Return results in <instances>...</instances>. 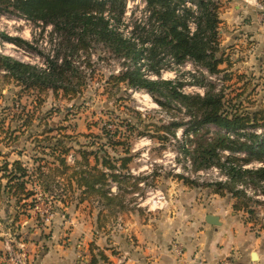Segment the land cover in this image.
Here are the masks:
<instances>
[{
  "label": "trees",
  "instance_id": "16d2710c",
  "mask_svg": "<svg viewBox=\"0 0 264 264\" xmlns=\"http://www.w3.org/2000/svg\"><path fill=\"white\" fill-rule=\"evenodd\" d=\"M145 2L144 18L136 20L131 34L127 35L121 26L128 0H0V16L24 17L43 29L52 27V49L46 56L44 67L0 53L2 82L13 85L10 91L13 89L16 95L13 101L18 110L12 118L22 121L7 132L9 136L6 137L17 140L25 133L31 137L57 131V126L50 125L52 110L38 116L35 112L44 104L48 93L56 99L68 101L83 96L89 86V77L95 71L93 57L96 47L103 45L122 65L118 73L107 78L106 89L110 96L122 85L126 90H144L162 109L168 113L177 111L180 116L168 123L158 125L154 122L147 126L146 114L132 109L138 116L137 122L132 116L122 117L119 121L110 118L99 126L97 134H81L90 140L78 149L70 145L72 138L76 139L73 134L61 130L60 138L50 136L46 137V142L38 141L33 150L37 148L55 155L51 162L57 163L48 171L43 167L48 166L49 160L35 169L45 191L57 196V177L60 176L65 181L61 183L60 180L64 185L60 187L62 203L72 200L76 185L85 194L81 199L97 196L108 205L119 204L120 191L123 196L137 188L130 171V164L138 155L132 152L131 144L135 126L140 124L143 128L138 130L139 136L157 138L162 143L169 140V135L179 139L178 133L182 129L181 155L192 161L194 172L218 167L227 179L209 182V186L214 187L216 194L231 195L235 199L234 210L246 211L250 214L247 220L252 222L256 214L252 203L263 204L257 197L264 198V108L245 107L238 99L239 94L228 98L224 89H218L213 80L207 79V73L212 76L222 72L220 65L227 60L219 36L220 3L217 0ZM191 19L196 22L193 34L189 27ZM3 37L20 46L33 48L32 41L5 34ZM188 61L200 69L202 77L195 79V83L204 88L203 94L187 93L182 89L183 82L163 78V71L176 70V66ZM15 87L21 90L16 92ZM22 94L34 97L32 110L22 105ZM5 97L3 87H0V98ZM123 99V95L115 98L116 102ZM35 118H41L47 126L41 133L31 130V126L36 125ZM39 125L41 123L37 127ZM210 125L217 129L211 132ZM150 126L154 130L147 128ZM70 155L74 157L72 162L69 161ZM0 156L5 157L2 152ZM35 159L41 162L45 158ZM30 176V169L24 161L7 158L0 161V179L7 178L6 183L0 184V195L7 197L9 206L12 198L21 206L23 200L36 194L27 186ZM178 177L186 183L198 181L183 174ZM113 185L118 186V192H112ZM36 202L33 198L30 203L22 205L34 207ZM18 217L17 212L15 221ZM100 260L108 261L103 252L93 256L91 264Z\"/></svg>",
  "mask_w": 264,
  "mask_h": 264
},
{
  "label": "rangeland",
  "instance_id": "374dc122",
  "mask_svg": "<svg viewBox=\"0 0 264 264\" xmlns=\"http://www.w3.org/2000/svg\"><path fill=\"white\" fill-rule=\"evenodd\" d=\"M217 1H219L220 7H223L233 0ZM144 16V2L142 0H128L127 11L121 26L122 31L127 35L131 34L130 32L134 22L140 18H144ZM235 30L236 29L228 27L224 30V27L221 26V24L219 25L221 48L227 60L220 65V68L223 69L222 72L212 76L207 73V79L213 80L217 84L218 89H224L228 98H232L239 94L238 99L243 101L245 107L257 109L262 106V108H264L263 70H251L240 66V63L243 61L246 62V57L253 53L251 50L253 41L239 36L238 33L236 36H233V34L236 33ZM225 33L226 36L224 35ZM4 34L32 41L33 48L20 46L12 41H8L3 37ZM51 39V26H47L43 29L42 26L34 24L24 17L0 16L1 54L44 67L46 64V56L52 49L50 43ZM241 39L243 41H241ZM224 40H227V43H223ZM96 49L93 57V69H95V71L93 76L89 77V86L85 90L84 95L68 101L56 99L52 93H48L44 97V104L35 112L36 116H38V114H45L48 110H52L53 117L51 116L50 122L53 126L59 128L49 135H43V141H48L46 137L50 136H58L60 138L61 130L62 132L73 134L72 137L76 139L72 138V143H70V145L74 146V149H78L82 145L87 144L90 140L88 137L81 134H88L90 132H95L97 134L100 132L99 126L110 118H115L119 121L122 117L132 116L134 117V122H137L138 116L132 109H137L146 114L147 117H145V119L146 123H148L147 126L154 122L158 123V125L168 123L174 117L180 116V113H177V111L168 113V111L162 109L147 92L126 90L124 85L118 90L114 89V94L110 96V94L107 93L106 81L110 74L118 73L122 68L121 61L110 52H107V50L103 48V45L97 46ZM175 68L177 69L175 70L173 68L163 71V78L183 82L182 89L187 93H204V88L195 83V79H201L202 77L198 67L191 61H188L184 65L180 67L176 66ZM2 80L4 79H2L0 74V87H3V94L6 96L5 98H0V121L2 123L0 126V152L6 157L9 156L8 152L10 150H16L14 144L18 139L22 141L29 136V133L19 135L20 138L17 140L14 138L7 139L6 136H9L7 132L11 131L12 128L15 129L22 121L12 118L14 113L18 110L17 105L14 106L13 101L16 99V95L13 94V89L10 91V88L14 86L2 82ZM242 89L244 91H242ZM14 90L17 92L21 89L20 87H15ZM122 95L125 99H123L122 102H116L115 98L121 97ZM33 99L34 97L31 94H22L20 97L22 105H27V108L30 110H32L35 105L32 103ZM41 120V118H35L34 124L36 125L31 126L33 133H41L42 130L47 128V126L44 125L45 121ZM39 123H41V125L37 127ZM147 128H149V130H154L153 126ZM209 128L211 132L217 129L214 125H210ZM138 130H143L140 124L139 126H135V132L132 135V152L134 154L138 153V155L135 156L132 167L143 168L145 170L143 175L140 173L139 178L146 183V186L158 187L168 195L165 189L166 185L172 187L175 184V187H179L180 185L178 184L183 182L191 188H203L204 190H211L212 193L215 192L214 187L208 184L209 182L218 180V175L215 171L211 168L198 174H196L194 170L191 172V169L187 166L190 160L181 155L180 144L184 139L182 136V129L178 133L179 139L169 135V140L163 143L157 138L139 136ZM23 142L24 141H22V143ZM72 152L75 153V151ZM30 154H32V152H30ZM5 157L0 156V161ZM190 163L192 164V161ZM181 174L198 181L186 183L178 177ZM133 177L136 176L133 175ZM60 180L61 183H65L62 179ZM130 181L132 182V180ZM61 183L60 187H64ZM60 192H62L61 189ZM142 193L145 199V192L143 191ZM228 196L231 197V195ZM257 198L263 202V204L252 203L254 210H256V214L252 217V223L255 229L262 231L264 230V198L261 196ZM37 201L42 212H38L35 208L36 205L32 207L21 204L20 206L14 201L12 205L15 213L10 215L11 218L9 221L7 220L4 224L0 225V231H3L5 227L9 230V235L3 234L0 236L4 241V245L7 239L11 240L12 247L16 251L25 254L24 264H36L37 261L42 259L44 253L48 249L53 248L54 245L61 244L67 246L70 245V243L73 244L69 239L72 238V228L75 226L71 221L65 222L66 215L64 213L66 211L63 210L62 206L60 207V214L54 217L56 209L51 202L48 203L47 199ZM30 209H34L32 215L33 219H27L26 221L29 222L27 226L21 227L22 224L17 223V221L22 218L24 219V214H28V210ZM2 211H0V219H3V217L6 218ZM17 212L19 213V217L18 220L15 221L14 217ZM242 212L246 214L247 218L250 217V214L246 211ZM21 237H23V240H20ZM20 241H25L26 245H20ZM4 250L7 252V260L10 259L7 249ZM32 253L34 257L29 258L28 255ZM2 262L0 264H3ZM4 264L16 263L11 260L10 263L6 262Z\"/></svg>",
  "mask_w": 264,
  "mask_h": 264
},
{
  "label": "crops",
  "instance_id": "0c3cea01",
  "mask_svg": "<svg viewBox=\"0 0 264 264\" xmlns=\"http://www.w3.org/2000/svg\"><path fill=\"white\" fill-rule=\"evenodd\" d=\"M220 18L224 30L227 27L236 29L233 36L238 33L253 41V53L240 66L264 72V0L230 1L220 7ZM50 125L53 126L51 122ZM42 137L27 136L22 140L25 143L18 139L14 144L16 150H10L5 158L10 161L20 159L30 169L27 186L36 194L22 203H30L33 198L36 201L47 199L56 209L54 217L60 214L62 206L66 211L65 222L71 221L75 227L69 239L73 244L54 245L36 264H91L93 256H98L99 252H103L108 261L100 260L97 264H264V230L255 229L246 214L234 210L233 198L212 193L209 189L191 188L180 182L179 187H175V184L165 186L169 198L165 208L149 210L142 193L146 191L142 184L144 181L137 180L139 172L134 173L139 168L132 167L135 158L130 164V171L136 176L133 180L137 182V188L123 196L120 191L119 204L108 205L97 196L81 199L85 194L76 185L72 200L62 203L60 176L57 177L56 187L59 194L53 196L45 191L36 174L35 169L40 163L49 160L48 166L43 167L45 171L57 164L51 162L55 155L37 148L33 150L38 141H43ZM111 154H114L112 150ZM39 157L45 159L41 162L35 159ZM6 182L7 178L0 179V184ZM118 190L117 185L112 186V192ZM6 198L0 195V211L3 210L6 217L0 219V225L9 221L10 215L15 213L12 205L15 199L10 200L9 206ZM33 213L34 209L28 210L25 218L17 223L26 227L29 223L26 220L33 219ZM208 214L218 216L220 224L208 223ZM3 234L9 235L7 227L0 231V236ZM20 245L24 246L26 242L20 241ZM4 249L6 244L0 238V263H10ZM28 256L33 258L34 254Z\"/></svg>",
  "mask_w": 264,
  "mask_h": 264
},
{
  "label": "built area",
  "instance_id": "2783aa9c",
  "mask_svg": "<svg viewBox=\"0 0 264 264\" xmlns=\"http://www.w3.org/2000/svg\"><path fill=\"white\" fill-rule=\"evenodd\" d=\"M142 1L144 2L145 6H146L145 0H142ZM188 5H191V3L188 2ZM189 27H190L191 34H193L194 31L196 30V22L194 21V19H191L189 21ZM140 91H144V90H140ZM73 160H74L73 155H70L69 156V161L72 162ZM190 162H191V160H190ZM190 162L187 164V166L191 169V172H193V165ZM212 169L218 175V180H216V181H223V180L227 179V176L224 175L218 167H212ZM144 171L145 170L143 168H139L137 171H134V173L135 172L136 173L139 172V174H140V173H142ZM203 171H205V170H201L199 172H196V174H198L200 172H203ZM142 184H143V186L146 189V191H145L146 198L144 199V201L147 202V208L149 210L162 209V208H165L168 205V203H169L168 195L162 189H160L158 187H154V186H146L145 182H143ZM240 187H244V186L241 185ZM35 208L38 210V212H42L41 208L39 207L38 201H37V204H36ZM12 246L13 245L11 243V240L7 239V241H6V249H7L8 253H9V255H10V259L12 261H14L16 264H24L25 263L24 255L25 254L23 252L16 251ZM201 264H203V263H201Z\"/></svg>",
  "mask_w": 264,
  "mask_h": 264
},
{
  "label": "water",
  "instance_id": "95a60500",
  "mask_svg": "<svg viewBox=\"0 0 264 264\" xmlns=\"http://www.w3.org/2000/svg\"><path fill=\"white\" fill-rule=\"evenodd\" d=\"M206 220H207L208 223L213 224V225L220 224V222L218 220V216L213 215V214H208L206 216ZM254 255L256 256V252H254Z\"/></svg>",
  "mask_w": 264,
  "mask_h": 264
},
{
  "label": "bare ground",
  "instance_id": "6f19581e",
  "mask_svg": "<svg viewBox=\"0 0 264 264\" xmlns=\"http://www.w3.org/2000/svg\"><path fill=\"white\" fill-rule=\"evenodd\" d=\"M148 95V94H147ZM149 96V95H148Z\"/></svg>",
  "mask_w": 264,
  "mask_h": 264
}]
</instances>
